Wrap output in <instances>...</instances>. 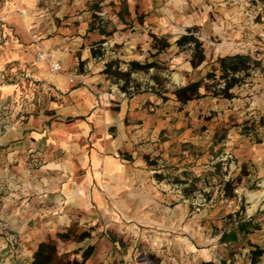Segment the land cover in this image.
Wrapping results in <instances>:
<instances>
[{
  "label": "crops",
  "instance_id": "1",
  "mask_svg": "<svg viewBox=\"0 0 264 264\" xmlns=\"http://www.w3.org/2000/svg\"><path fill=\"white\" fill-rule=\"evenodd\" d=\"M254 8L251 0H0V264H32L40 241L72 225L90 236L55 237L59 254L78 249L73 255L81 259L94 246L84 264H137L134 247L143 242L168 255L161 264L212 260V234L196 223L186 226L193 240L178 233L183 206L174 178L208 168L213 143L194 141L192 150L205 152L189 156L181 141L191 130L179 120L203 102L206 131H217L219 119L227 128L220 132L234 134L245 117L263 111L264 94L244 88L257 81L264 89V54L244 45L264 34ZM193 29L204 54L196 67L191 48L175 43ZM162 39L169 45L159 49ZM40 50L46 59H36ZM234 55L247 57V67L228 73L239 78L230 96L213 95L207 75ZM165 59L173 84L201 81L200 98L183 104L188 109L172 108L179 105L174 86L148 87L154 81L144 69L131 72L140 89L128 93L112 73L130 61ZM217 145L227 152L231 142Z\"/></svg>",
  "mask_w": 264,
  "mask_h": 264
},
{
  "label": "rangeland",
  "instance_id": "2",
  "mask_svg": "<svg viewBox=\"0 0 264 264\" xmlns=\"http://www.w3.org/2000/svg\"><path fill=\"white\" fill-rule=\"evenodd\" d=\"M251 1L255 4L256 17L254 20L258 24H261L264 30V0ZM195 31L193 29L191 32L196 37L197 33ZM148 34L150 35L151 33L148 31ZM260 38L261 40H258ZM247 40L261 41L264 44V34L255 35ZM153 42L151 40V43ZM160 43L161 41L158 40L155 44L160 45ZM170 65V61L165 59L156 63L157 67L153 66V69H150L151 67L144 69L147 76L154 81L148 87H156L160 91L167 92L170 90L171 85L174 86L173 89L182 86L177 81H173L174 84L171 82L172 70ZM214 71L212 69V72L209 73L211 76L207 75L211 81L205 85L212 92L217 91L221 88L220 85H222L219 77L220 71ZM262 71L264 75V70ZM116 77L121 81L120 89L122 86H125L127 93L140 89V85L131 83V73L128 78H124L119 74ZM225 80L222 79V81ZM240 83L245 82L242 81ZM259 83L257 81V85L253 83V88L246 83L244 88L246 86L249 87L252 91L250 96L258 98L264 94V89ZM144 89L146 88L144 87ZM241 92L243 91L238 93ZM245 96L248 95L245 94ZM197 98H200V96H197ZM263 105L264 102L260 105L261 109ZM176 107L179 110L189 108V106L185 107L180 103L178 106L173 104L172 108ZM203 107V102L196 101L195 105L190 107L192 110L197 109L196 113L189 115L185 111V113H181L182 117L179 120L180 122H184L191 130L187 133V136L183 137L184 141H181V149L186 151L189 156L194 153L201 155V153L205 152V150H199V146L192 150L195 145L194 141L199 143L211 141L213 146L208 150L211 157H206V160L211 161V163L207 162L208 168L206 167L205 170H201L198 175H194L192 170L189 169H182L178 173H175L179 181L174 182L179 190L180 202L183 206L180 211V228L178 233L193 240L195 237L192 230L189 231L186 226L188 223H196L194 225L195 229L202 227L203 229L200 228V231L212 234L216 241L215 254L211 260L212 264H264V213L261 210L264 207V160L262 161L264 157V109L258 114L254 113L245 117L236 128V132L229 134L226 132L227 128L222 125L224 121L221 120V123L219 119L213 121V125L215 124L216 126L213 128L217 131L213 133L206 131V126L209 125V122L206 121L209 119V116L201 111ZM5 116L7 117V113H5ZM220 129H226V131L220 132ZM181 135L183 134L181 133ZM222 141L231 142V147L227 152H223L217 145ZM200 148H202L201 145ZM186 164L189 165L190 163ZM185 167L187 168V166ZM237 196H241L240 203L236 201ZM224 198H227L228 201H233V204L237 203L238 207L236 209L229 207L223 201ZM249 217H253V222L258 226L257 229L252 230L236 241L220 242L219 238L223 232L231 230L239 221L248 219ZM72 227L75 232L86 231L89 233L87 237L90 236V232L87 229L83 230L80 226L76 225H72ZM51 238L55 240L57 251H62L63 247L60 241L56 240L55 237ZM250 244L262 248V253H254L251 250ZM93 248L94 246H92V251ZM134 248L136 249L133 261L137 264H161L162 258L164 259L165 256H168L165 253L157 252L159 247L150 245L148 242L137 244ZM77 251L78 249H73V251L66 253L70 258H73V254L78 253ZM186 255L188 256L187 253ZM188 257L186 261L191 262V257Z\"/></svg>",
  "mask_w": 264,
  "mask_h": 264
},
{
  "label": "trees",
  "instance_id": "3",
  "mask_svg": "<svg viewBox=\"0 0 264 264\" xmlns=\"http://www.w3.org/2000/svg\"><path fill=\"white\" fill-rule=\"evenodd\" d=\"M153 40H156L157 38L155 36H152ZM176 45L179 47H189L191 48L192 54L190 63L192 67H196L199 65L203 59V48L201 42L192 34L191 30H188L187 33L182 34L179 36V38L175 41ZM169 43L166 39H162L161 43L159 45V49H163L167 47ZM247 62V57H244L242 55H234V56H226L224 58L219 59L220 64V79H226L224 81V86L219 88L217 91L212 92L213 95L220 94L224 97H228L231 94L228 92L229 88H231L236 82L239 81V78H236L234 76H230L228 78V73H234L239 68L245 69ZM155 62H144L140 63L137 61H130L128 64V67L125 71L118 70L115 68L112 70V73L116 75H121L124 78H128L130 73L136 69H147L149 67L155 66ZM109 68L107 67L105 71H109ZM111 71V70H110ZM211 76V74H209ZM201 86V81H190L182 86L176 87L172 90V93L174 94L176 100L181 104L187 103V101L193 99L194 97L199 96V88ZM207 87L205 86V89ZM123 90H125V86H122ZM174 181H179L178 178H174ZM258 226L253 222V217H249L248 219L239 221L234 228H232L229 231H225L221 234L219 240L220 242H233L236 241L240 237H244L247 233L251 232L254 229H257ZM89 235L86 231H81L79 233L74 231V228L72 226L64 229V230H58L55 232V237L62 240H82L83 238L87 237ZM251 250L256 254L262 253V248L258 246H254L253 244H250ZM92 252V246H87L81 254V259H78L76 257L70 258L67 253H61L57 251L56 243L53 238L48 236L44 240L40 241L36 249L34 250L32 254V264H84L87 257ZM200 264H212L211 260L202 261Z\"/></svg>",
  "mask_w": 264,
  "mask_h": 264
},
{
  "label": "built area",
  "instance_id": "4",
  "mask_svg": "<svg viewBox=\"0 0 264 264\" xmlns=\"http://www.w3.org/2000/svg\"><path fill=\"white\" fill-rule=\"evenodd\" d=\"M253 54H260L263 53L264 54V44H262L259 41L256 40H247L244 44ZM37 56L36 59H46L47 54L44 51H37ZM49 66L51 68L52 71L56 72L60 69V65L58 62H49ZM73 79H70V81H72ZM241 200V196H237L236 201L240 203ZM223 201L225 202V204H227L229 207L236 209L237 203L233 204V201H228L227 198H224ZM261 210L264 213V207L261 208Z\"/></svg>",
  "mask_w": 264,
  "mask_h": 264
}]
</instances>
